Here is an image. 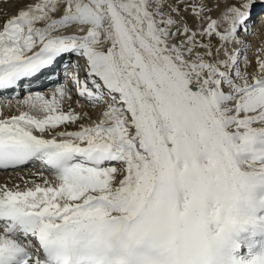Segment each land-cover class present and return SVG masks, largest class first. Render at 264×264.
Wrapping results in <instances>:
<instances>
[{
    "label": "snow or ice",
    "instance_id": "6c2138e0",
    "mask_svg": "<svg viewBox=\"0 0 264 264\" xmlns=\"http://www.w3.org/2000/svg\"><path fill=\"white\" fill-rule=\"evenodd\" d=\"M53 78L0 100V264H264V0H0V93Z\"/></svg>",
    "mask_w": 264,
    "mask_h": 264
},
{
    "label": "bare ground",
    "instance_id": "6f19581e",
    "mask_svg": "<svg viewBox=\"0 0 264 264\" xmlns=\"http://www.w3.org/2000/svg\"><path fill=\"white\" fill-rule=\"evenodd\" d=\"M253 42L254 43L257 42L255 40V38H253ZM250 55H251V53H250ZM39 84L40 83H36V86H38ZM54 86H55V81H51V82H48V83L40 86V88L32 87V91L50 92ZM24 94L26 96L28 94V92H25ZM24 94H22L21 97L18 98V99H22L24 97ZM12 98L13 97L10 94H8V96H3V95L0 94V100L12 99ZM75 99H76V97L73 96L72 107H76ZM4 111L6 113H10V114H15L16 113V107H15V100L14 99H13V102H12V107L10 109L6 107V108H4ZM87 111H91V110H87ZM85 122L87 123V121H85ZM33 173H37V168L36 167H32V166H24L21 169L10 170V171H7V172H5L3 170H0V185L7 184L8 187H13L16 184H19L21 186V188H23L25 180H29L30 181L32 179H37L38 178V176H34ZM21 177H23V179H21Z\"/></svg>",
    "mask_w": 264,
    "mask_h": 264
},
{
    "label": "rangeland",
    "instance_id": "374dc122",
    "mask_svg": "<svg viewBox=\"0 0 264 264\" xmlns=\"http://www.w3.org/2000/svg\"><path fill=\"white\" fill-rule=\"evenodd\" d=\"M21 97V96H20ZM23 97V96H22ZM38 179V178H37Z\"/></svg>",
    "mask_w": 264,
    "mask_h": 264
}]
</instances>
